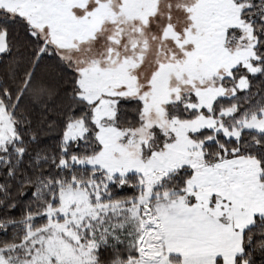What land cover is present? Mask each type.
I'll return each instance as SVG.
<instances>
[{"label": "snow or ice", "instance_id": "1", "mask_svg": "<svg viewBox=\"0 0 264 264\" xmlns=\"http://www.w3.org/2000/svg\"><path fill=\"white\" fill-rule=\"evenodd\" d=\"M0 264H264V0H0Z\"/></svg>", "mask_w": 264, "mask_h": 264}]
</instances>
